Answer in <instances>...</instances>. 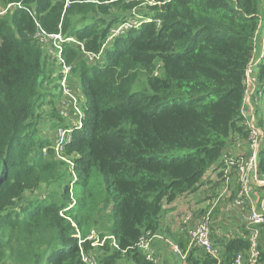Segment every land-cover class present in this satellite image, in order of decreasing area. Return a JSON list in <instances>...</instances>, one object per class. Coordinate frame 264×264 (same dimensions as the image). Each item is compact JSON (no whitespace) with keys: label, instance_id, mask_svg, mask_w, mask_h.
Returning <instances> with one entry per match:
<instances>
[{"label":"trees","instance_id":"trees-1","mask_svg":"<svg viewBox=\"0 0 264 264\" xmlns=\"http://www.w3.org/2000/svg\"><path fill=\"white\" fill-rule=\"evenodd\" d=\"M154 2L1 0L20 5L0 15V264H166L140 239L162 235L167 206L200 191L216 166L219 183L208 185L220 189L227 148L248 142V68L260 54L253 75L264 91V0ZM141 3L135 13L150 20L104 47ZM54 33L82 92L61 157L40 129H69L63 67L47 57ZM248 232L214 240L219 258L193 248L185 261L235 264Z\"/></svg>","mask_w":264,"mask_h":264},{"label":"built area","instance_id":"built-area-1","mask_svg":"<svg viewBox=\"0 0 264 264\" xmlns=\"http://www.w3.org/2000/svg\"><path fill=\"white\" fill-rule=\"evenodd\" d=\"M170 1V0H166ZM150 3L154 4V0H150ZM20 5V3H10L3 10L5 13L9 7ZM132 19L129 18L124 23L119 31L109 37L114 38L125 30L132 27H139L145 20L141 17L138 18V22L128 23ZM48 37L52 41V45L57 46V42L60 44L64 42L61 33L48 34ZM101 55V54H99ZM260 55L252 65L248 68V82L251 76L252 84L256 82L253 75L254 66L261 59ZM90 58H94V55H90ZM65 81V80H64ZM248 92V88H247ZM246 92V99H247ZM245 99V102H246ZM78 112V108L76 109ZM80 113V112H79ZM245 113V111H244ZM81 117V116H80ZM79 117V118H80ZM247 128L249 130L248 142L250 145V152L248 154H234L231 151H226L222 159V183L218 193L213 197L209 206L203 211H197L194 207L188 208L179 221V229L186 236L188 246L186 251L173 243L171 240L166 239V242L172 245L174 251L178 253L183 260L186 259L187 253L193 248H200L205 251L208 255L219 258L220 248L215 244L213 239V227H214V216L216 208L220 205L223 199L230 198L229 203L225 209L228 212H232L239 215L242 225L248 229V238L250 241V247L247 250L246 255L239 253L235 258V264H261V241L264 234V177L258 174V159L260 154L261 146L264 141V129L257 125L253 120H247ZM71 130L68 133L71 135ZM70 135L63 132L62 139L70 138ZM236 185L235 194L233 186ZM88 239H93V245L100 243L99 239L94 236H89ZM154 239H164L161 234L148 233L140 239L138 242V248L146 253L148 259H158L155 257V253L152 249V242ZM84 259L89 264H97L94 258H88L84 256Z\"/></svg>","mask_w":264,"mask_h":264},{"label":"crops","instance_id":"crops-1","mask_svg":"<svg viewBox=\"0 0 264 264\" xmlns=\"http://www.w3.org/2000/svg\"><path fill=\"white\" fill-rule=\"evenodd\" d=\"M258 82H254L253 88L257 92L258 88L256 86ZM255 94H252L249 101L251 102L250 105L255 109H253V115H250L249 117L251 120H253L256 124L255 120V112H257L255 104ZM258 125V124H257ZM232 142L230 146L227 148V151H231L234 154H248L250 152V145L249 142L242 140V143ZM264 143V141H263ZM219 167V165H218ZM219 173L218 168L213 167L211 168L206 175L205 183H207L201 188L200 191L195 193L193 196H191L189 199H186L184 197L179 198L175 202L172 203V205L167 206V212L163 216L162 225L164 232L162 233V236H164V239H154L152 242V249L155 253V257L158 258L161 262H165L166 264H176L172 258H170V252H174V249L171 244L166 242V239L172 240L174 243H177L175 239H173L171 235H174L177 240L182 238V241L184 242L186 240V236L180 231L179 229V216L185 212L188 208H195L197 211H203L205 210L209 204L211 203V200L213 197L218 193L216 192L219 189V184L216 188H213L209 190L211 187L208 185L210 181H213L215 183H219ZM221 188V186H220ZM236 187L234 186L233 191L235 192ZM210 197V199H208ZM230 198L223 199L220 203V205L216 208L215 216H214V225L216 220L215 218L219 215L221 219H224V228L226 230V233L223 235L216 234L215 226L213 228V239H224L225 237H234L236 235H241L244 229V226L242 225V222L239 218V215H236L232 212H228L225 207L229 203ZM219 212V213H218ZM215 237V238H214ZM172 238V239H171ZM216 243V242H215ZM216 245L220 248L222 252V246L216 243ZM261 251L264 252V234L263 239L261 241ZM264 263V258L261 261V264ZM187 264V263H186Z\"/></svg>","mask_w":264,"mask_h":264},{"label":"rangeland","instance_id":"rangeland-1","mask_svg":"<svg viewBox=\"0 0 264 264\" xmlns=\"http://www.w3.org/2000/svg\"><path fill=\"white\" fill-rule=\"evenodd\" d=\"M144 5H145L144 3H141V6L138 7L136 10L132 9V10H134L133 16H132V19L128 23L138 22L139 16L135 12H137V10H139L140 8L145 9ZM1 7H3L5 9V7L1 4V0H0V15L4 14V13H2L3 10L1 9ZM9 9H12V6L9 7ZM130 18H131V16H130ZM124 23H126V22H124ZM124 23L116 24L114 26V29H113L114 33L118 32L119 28ZM263 39H264V37L262 38V40ZM52 46L53 47H49V49H48L47 57H49L50 62L53 60L54 61L57 60L58 64L62 65L63 73H64L63 80H61V83H60L62 86V89H63V97L60 99V102L58 104V108H59L61 114L65 117V121L63 122V124L64 123L68 124L69 129H72L71 127H74V125L79 120L76 109H77L79 100L82 99V92H81L80 84L77 80V77H75L73 74H71L70 66L64 64L63 60L61 59L63 48L61 49L60 44L58 42H57V46H55L54 44ZM262 49H263V46H262ZM260 55H262V54H260ZM262 57L263 56H261V58ZM260 93H261V95H258L256 93L255 89L253 88V84H252V80H251V76H250L249 82H248V92H247L248 95H247V99H246L245 115L247 117L250 115H253V109L254 108L252 107V105H250L251 102L249 101V99L252 96V94H255V97H256L255 98V101H256L255 107H256V110H259V112L257 111L254 114L256 122H257L258 118H261L262 120H264L263 119L264 118V107H263L264 91H260ZM76 115H77V117H76ZM248 120H250V119H248ZM257 124H258V122H257ZM260 127H262V126H260ZM40 129L42 132L41 134L49 137L52 140V144L55 146L57 156L61 157L60 155H61L62 144H64L67 140V138L62 139L63 132H66V134L70 135V133H68L69 129H64L61 126L52 127L50 123H48L46 125H42V128L40 127ZM183 153H184V151H178V153L176 155L179 156V155H182ZM74 182H75V180L72 182V184ZM36 193H40V192H36ZM208 199H210V197ZM218 211H219V209H218ZM183 213L179 216L178 221H180V219L182 218ZM219 219H220V216L218 215L215 218L216 222ZM215 230H216V234H219V235H221L225 232V229L219 225H216ZM91 235L95 237V235H97V232L92 231L89 236H91ZM100 243H102V242H100ZM170 258H172L176 264H186V261L183 260L178 253L170 252ZM262 264H264V263H262Z\"/></svg>","mask_w":264,"mask_h":264},{"label":"clouds","instance_id":"clouds-1","mask_svg":"<svg viewBox=\"0 0 264 264\" xmlns=\"http://www.w3.org/2000/svg\"><path fill=\"white\" fill-rule=\"evenodd\" d=\"M111 35H113V30H112V33H111ZM110 35V36H111ZM110 36H108V38L106 39V42H105V45H104V47L107 45V44H109V43H111V41L114 39V36H113V38L112 39H109V37ZM116 38V37H115Z\"/></svg>","mask_w":264,"mask_h":264}]
</instances>
